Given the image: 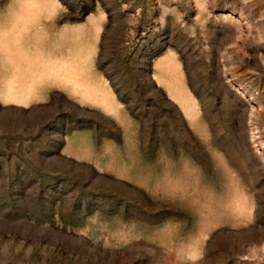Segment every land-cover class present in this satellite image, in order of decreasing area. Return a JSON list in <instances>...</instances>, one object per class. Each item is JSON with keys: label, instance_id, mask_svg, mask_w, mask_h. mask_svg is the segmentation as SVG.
<instances>
[{"label": "rangeland", "instance_id": "374dc122", "mask_svg": "<svg viewBox=\"0 0 264 264\" xmlns=\"http://www.w3.org/2000/svg\"><path fill=\"white\" fill-rule=\"evenodd\" d=\"M0 264H264V0H0Z\"/></svg>", "mask_w": 264, "mask_h": 264}]
</instances>
